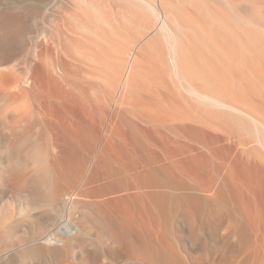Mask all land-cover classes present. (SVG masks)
<instances>
[{
	"label": "bare ground",
	"instance_id": "6f19581e",
	"mask_svg": "<svg viewBox=\"0 0 264 264\" xmlns=\"http://www.w3.org/2000/svg\"><path fill=\"white\" fill-rule=\"evenodd\" d=\"M45 1L0 0V136L56 138L33 241L73 242L76 182L136 190L81 219L134 252L132 211L180 213L187 257L158 264H264V0H60L35 25Z\"/></svg>",
	"mask_w": 264,
	"mask_h": 264
},
{
	"label": "rangeland",
	"instance_id": "374dc122",
	"mask_svg": "<svg viewBox=\"0 0 264 264\" xmlns=\"http://www.w3.org/2000/svg\"><path fill=\"white\" fill-rule=\"evenodd\" d=\"M40 8L41 17L35 22V25L43 22L48 25L47 20L50 15L63 13L60 0H46L40 5ZM38 34L40 32L36 30L33 35L37 36ZM25 45V52H27L30 44L25 42ZM48 136L52 135L38 136L35 134L31 137L5 140L0 136V264H158L157 256L152 253V251L157 252L158 250L165 251L166 254H174L182 261L183 257H187L183 248V224L180 213H171L167 224L163 223L161 226H157L148 212H142L138 208L132 211L135 213L138 227L131 226L128 231L130 229L129 232L134 237H140L144 246L141 248L143 247L141 244H136L135 246H140L135 249V251L139 250L134 252V249L122 248L121 245L115 243L103 232L97 222L90 221L85 224L81 222V219L84 215L92 213L91 207L95 203L92 201L99 200L105 206H112L136 190L119 191L115 194L107 193L98 199L94 197V199L81 190L85 188L82 184L75 185L76 182L65 184V191L70 194L74 193L73 197H76L71 204V206L73 205L71 218L77 223L80 231L73 235V242L68 245L55 246L33 241L30 231L28 233L29 228H32L30 225L32 216L49 213V207L41 203L44 201V197L37 194V191L35 192L34 185L39 181L38 174L47 164V169H45L50 171L51 184L53 185L51 187H55L54 179L56 180L57 177L55 178L54 175L59 174L56 163L54 164L57 154L50 148L53 146L51 144L56 142V138ZM25 143L31 147L40 146L41 148L42 146L43 149L38 147L27 149ZM14 144L15 146H13ZM41 157L46 162L42 161ZM42 165L43 169H41ZM49 166L50 168H48ZM114 199L119 200L114 201ZM112 207H110L112 210H116L118 206L116 209ZM162 238L166 241H161ZM167 240L170 241L169 245H167ZM188 245L191 247L190 242ZM193 247L196 248V246Z\"/></svg>",
	"mask_w": 264,
	"mask_h": 264
}]
</instances>
